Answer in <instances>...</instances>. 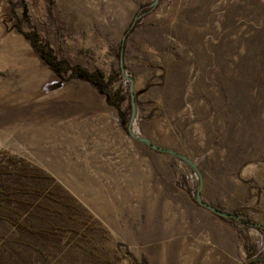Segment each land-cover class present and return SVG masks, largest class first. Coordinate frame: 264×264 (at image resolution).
<instances>
[{
  "label": "rangeland",
  "instance_id": "obj_1",
  "mask_svg": "<svg viewBox=\"0 0 264 264\" xmlns=\"http://www.w3.org/2000/svg\"><path fill=\"white\" fill-rule=\"evenodd\" d=\"M23 2V29L122 97L0 19V264H131L117 241L145 264H264L241 221L264 224V0Z\"/></svg>",
  "mask_w": 264,
  "mask_h": 264
},
{
  "label": "trees",
  "instance_id": "obj_2",
  "mask_svg": "<svg viewBox=\"0 0 264 264\" xmlns=\"http://www.w3.org/2000/svg\"><path fill=\"white\" fill-rule=\"evenodd\" d=\"M9 2H10V5L8 7L9 12L1 13V15H0V19L5 26H7L6 24L8 21L13 20L11 27L15 28L17 31H20L23 34V36L29 40V43L32 45L33 49L37 52L40 59L46 65H48L49 67H52L56 72L67 71L68 75L70 77L76 76V77L85 78L89 83L98 87V89L104 94L107 103L116 105V99L120 96L122 97V95H121L120 89L118 87H116L114 89L107 88L106 85L109 83V77L108 76H105L103 74V72L98 68L87 70L86 68H84L78 64L67 65V66L60 64V61L56 60L55 55L52 52V50L48 46H46L45 44L40 43L38 41L37 34L34 32V30H25L22 28L21 21L22 20L26 21L28 19V17L27 16L19 17V15H17L16 8L18 7V5H22L21 0H12V2L11 1H9ZM142 7L144 8L143 11L148 10L150 8L147 4H144L143 6H141V8ZM21 8H22V11L24 13L25 7L23 6ZM141 8H140V11H138V13H137L139 15H140L139 12H141ZM137 14H136V16H138ZM132 24H133V20L129 23V26L124 30V32L122 34V37L120 40L119 52L122 50L123 41H124V37L126 35V32L131 28ZM239 212L240 211L236 212V214H238ZM234 213H235V211H234ZM241 213L245 214V212H241ZM241 221L264 229V224H262L258 221H250L248 219H243V220L241 219ZM115 245H116L117 250L122 255L128 257L131 264H138L139 263L138 261H142V263H140V264H145L142 259L136 260L135 258H133L128 253V251L124 247L123 243H120L117 241L115 243ZM244 245L246 246V249L249 246L245 242H244ZM246 252L247 253H253V252H251V250L246 251ZM256 260H257V258H255V259L251 258L249 260L248 264H258L257 262H255Z\"/></svg>",
  "mask_w": 264,
  "mask_h": 264
},
{
  "label": "water",
  "instance_id": "obj_3",
  "mask_svg": "<svg viewBox=\"0 0 264 264\" xmlns=\"http://www.w3.org/2000/svg\"><path fill=\"white\" fill-rule=\"evenodd\" d=\"M156 2H157V0H150L149 5H153ZM118 60H119L120 68L122 69V53H121V51L119 52ZM128 79H129V82H128L127 90H128V94H129L130 111H131V116H132V114L134 112V95H133V91H132V80H131L130 77H128ZM127 128H128V126H127ZM134 136L138 140L144 141L150 147H152V148H154L156 150L164 151V152L173 154L175 156H178V157L182 158L183 160H185L186 162H188L191 166H194L193 163L186 156H184L183 154H181V153H179V152H177V151H175L173 149L167 148L165 146H160V145L154 144V143L150 142L147 138H145L143 136H137V135H134ZM198 192H199V190H198V187H197L195 189V193H194V199H195V201L197 203L205 206L206 208H208L209 210H211L212 212H214L217 215H220V216H223V217H234V218L238 217V214H236V213H233V212L218 208L215 205H212L210 203H207V202L199 199L198 198Z\"/></svg>",
  "mask_w": 264,
  "mask_h": 264
},
{
  "label": "flooded vegetation",
  "instance_id": "obj_4",
  "mask_svg": "<svg viewBox=\"0 0 264 264\" xmlns=\"http://www.w3.org/2000/svg\"><path fill=\"white\" fill-rule=\"evenodd\" d=\"M21 2H22V5H21V7H23V6H24V2H23V0H21Z\"/></svg>",
  "mask_w": 264,
  "mask_h": 264
}]
</instances>
